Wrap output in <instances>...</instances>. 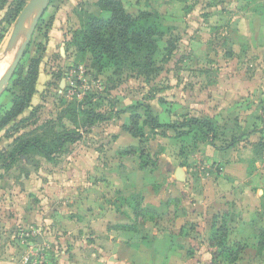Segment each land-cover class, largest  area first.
<instances>
[{"label": "rangeland", "instance_id": "374dc122", "mask_svg": "<svg viewBox=\"0 0 264 264\" xmlns=\"http://www.w3.org/2000/svg\"><path fill=\"white\" fill-rule=\"evenodd\" d=\"M13 1L7 0L0 8V76L14 52L5 51L17 18L13 17ZM122 2L133 16L142 11L154 12L163 31L153 38V62L146 72L136 70L116 75L111 70L97 73L90 68L88 59L77 56L69 40L79 27L80 15L106 17L109 13L99 9L97 0H51L0 95V257L15 256L20 260L27 256L20 245L24 236L16 235L12 240L8 233L17 225H24L19 221L26 212L22 202L25 193L21 192H27L30 168L26 163L28 156L25 161L20 156H11L17 153L16 144L34 135L46 138L70 129L86 130V135L71 145L69 158L76 152L91 164L96 161L102 166V157L107 162L125 157L130 167H136L132 163L135 157L122 152L140 151V146H144L145 158L140 163L148 161V170L159 159L155 181H165L174 197L186 200L185 207L190 213L186 217L191 222L180 218L177 224L176 221L172 224L176 212L171 205L161 217L158 236L165 235V231L176 233L178 225L185 221L189 237L177 241L186 251L197 250L193 264H264V251L257 247L259 232L264 227V0ZM34 60L37 64L35 90L30 102L14 116V106L28 99L27 76ZM19 80H25L24 86ZM146 104L161 123L181 120L184 116L210 119L216 130L214 141L195 140L191 135L182 137L169 129L154 132L146 127L147 139L139 144L138 138L132 137L124 126L133 127L130 117L134 113H139L141 122L142 106ZM114 106L118 109L116 112H113ZM135 106L138 107L131 109ZM87 112L98 113L104 119L83 128ZM182 162L189 165L184 168V181L176 183L172 174H163L168 171H164L166 167L173 172ZM40 165L48 166L44 161L37 164ZM34 167L31 170L37 176ZM71 180L73 185L70 181L71 186L64 191L68 203L71 194L76 195L78 191L79 182ZM22 181L26 183L25 188ZM109 196L115 199L120 195L114 192ZM78 203L74 199L71 205L59 206L49 201L45 210L51 211L57 206L63 210L78 209ZM38 204L34 211L39 208ZM82 207L88 206L81 204ZM217 214L227 216L229 241L243 247L235 263H229L224 257L213 259L216 248L209 236L212 217ZM61 216L52 220L59 225L57 240L69 235L78 239L80 245L88 241L87 225L81 230L68 229L62 224L66 215ZM36 217L33 213L25 223L34 225ZM32 229L36 228L30 227L28 231ZM161 239L157 245L168 242L166 238ZM184 259L182 254L180 260Z\"/></svg>", "mask_w": 264, "mask_h": 264}, {"label": "crops", "instance_id": "0c3cea01", "mask_svg": "<svg viewBox=\"0 0 264 264\" xmlns=\"http://www.w3.org/2000/svg\"><path fill=\"white\" fill-rule=\"evenodd\" d=\"M116 110L118 109L114 106L113 111ZM85 132L86 130L79 131L80 137L68 144L66 149L57 153L53 158H46L33 151L26 155L17 154L24 161L28 156L26 163L30 166L28 167L27 192H21L25 193L22 202H24L26 212L21 220L18 219L21 221L20 224L24 223L23 227L17 225L14 231L8 233L13 240L16 235L21 238L25 236L29 232L28 228H36L37 234L33 238V249L24 244L22 240L20 243L25 248L26 254L27 251L31 255L35 252L36 257L30 256V261L27 262H24L23 258L16 260L15 256L8 259L0 257V264H193L192 258L196 256L197 250L187 249L186 251L178 244L180 241H177L178 238L188 239L189 237V228L184 227L185 221H182L184 224L178 225L176 233L165 231L162 237L168 242L157 245L162 240V237L158 236L161 217L164 212L168 213L167 210L171 205H174V212H176L171 219L172 224L174 221L177 224L180 218L191 222V219L186 217L190 214L185 207L186 200L174 197L170 193L172 188L165 181H155L156 175L154 174L159 170V166L157 167L159 159L155 160L154 167L148 170L147 167L141 166L142 157L136 149L122 152L135 157L132 163L134 162L136 167H130L125 157H119L115 162L111 160L107 162V159L102 157V166L97 165L96 161L91 164L88 159L76 152L72 154V158L67 157L70 154L71 145L84 139ZM36 157L38 159H35ZM95 157L97 158V155ZM177 157L181 158L180 155ZM38 161L39 163L44 161L48 166H37ZM257 164L258 162L255 166H258ZM34 165L37 176H33L31 170ZM188 166L185 162L179 163L173 172L171 168L166 167L164 171H168L163 174H172L176 183L181 182L185 180L184 168ZM46 167L49 170H45ZM256 174V172L253 174L255 178ZM22 178H25L24 174ZM71 179H76L79 183L76 195L71 194V201L68 203V196L64 195V191L66 187L73 185ZM25 185L24 182L23 188ZM114 192L120 196L112 199L109 195ZM134 195L142 197L139 207L138 205L136 207L133 202L130 203V198ZM74 199L79 201L78 209L76 207L66 210L59 209L60 204L71 205ZM49 201L59 206L51 208V211L45 210ZM37 202H39V208L34 211ZM81 204H87L88 207H82V209ZM33 213L37 216L36 223L34 225L25 223L30 220ZM63 214L66 217L62 224L68 229L81 230L85 225L88 226L90 229L89 235H86L88 241L80 245L78 239L70 238L69 235H64L57 240L59 225L52 220L55 216L62 215L63 217ZM49 221L52 222L49 224ZM14 223L17 224L16 220ZM15 242L17 243V240ZM38 251H41L44 256L38 257ZM182 254L185 259L181 261ZM40 258H43L44 263L39 262Z\"/></svg>", "mask_w": 264, "mask_h": 264}, {"label": "trees", "instance_id": "16d2710c", "mask_svg": "<svg viewBox=\"0 0 264 264\" xmlns=\"http://www.w3.org/2000/svg\"><path fill=\"white\" fill-rule=\"evenodd\" d=\"M6 1L0 0V8ZM13 3V17L16 18L26 1L15 0ZM97 6L101 11L108 12L109 15L106 17H99L90 13L80 15L79 27L74 29L69 40V44L74 47L77 56L82 60L88 59L89 67L97 73L104 70H111L116 75L136 70L146 72V68L153 62L152 55L155 50L153 38L157 34H163L159 22L156 21L157 15L151 11H142L137 16H133L126 11L122 0H97ZM41 21L42 17L37 26ZM34 62L35 64L30 67L27 76L29 80L28 99L24 98L21 105L18 106L16 104L14 106L12 113L14 116L25 108L27 101V103L30 102V96L35 90L37 64L36 60ZM25 80L23 82L19 80L18 82L24 86ZM137 107H131V109ZM142 107L144 112L143 120L140 122L139 113H134L130 117L131 122L134 123L133 127L124 126L133 137L138 138L141 145L147 139V135L144 132L146 127L154 132L157 130L165 132L169 129L182 135V137H190L189 135H191L192 138L199 141L214 140L216 137L215 126L210 119L184 116L181 120L170 119L167 123H161L148 104ZM103 119L104 117L98 113L87 112L82 127H88L95 121ZM41 134L45 133L42 132ZM79 137V131L70 129L53 134L51 137L48 135L46 138L34 135L19 141L15 149L17 153H13L11 156H17V154L26 155L28 152L33 151L46 158H53ZM139 150L140 156L145 158L144 146H140ZM147 163L148 161L141 162V166L146 168L148 167ZM154 163L153 161L151 165H155ZM141 201L142 197L140 195H134L130 198V203H135L136 207L137 205L139 207ZM226 217L218 214L212 217L209 239L216 248L213 253V259L224 257L229 263H235L243 247L238 242L229 241L230 230ZM257 247L260 251H264V227L259 232Z\"/></svg>", "mask_w": 264, "mask_h": 264}, {"label": "water", "instance_id": "95a60500", "mask_svg": "<svg viewBox=\"0 0 264 264\" xmlns=\"http://www.w3.org/2000/svg\"><path fill=\"white\" fill-rule=\"evenodd\" d=\"M50 1L51 0H28L19 12L5 49V51L14 50V52L8 67L0 76V95L7 87L18 67L37 24ZM177 173H179V171H177Z\"/></svg>", "mask_w": 264, "mask_h": 264}, {"label": "built area", "instance_id": "2783aa9c", "mask_svg": "<svg viewBox=\"0 0 264 264\" xmlns=\"http://www.w3.org/2000/svg\"><path fill=\"white\" fill-rule=\"evenodd\" d=\"M37 234V231L36 229H33L31 231H29L27 234H25L24 238L22 239V242L26 245H28V247L32 248V244H33V238L36 236ZM33 249V248H32ZM38 250V249H36ZM35 251V250H34ZM33 252V251H32ZM34 255H31L30 253H27V256H24L23 257V261L24 262H27V261H30V256L31 257H36L35 256V252H33ZM38 257L40 256H44L43 254H41V251H38V254H37ZM40 263H44L43 262V258H40Z\"/></svg>", "mask_w": 264, "mask_h": 264}]
</instances>
